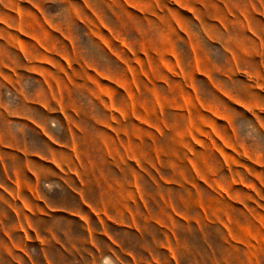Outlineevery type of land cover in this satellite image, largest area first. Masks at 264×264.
Segmentation results:
<instances>
[{
  "label": "crops",
  "instance_id": "obj_1",
  "mask_svg": "<svg viewBox=\"0 0 264 264\" xmlns=\"http://www.w3.org/2000/svg\"><path fill=\"white\" fill-rule=\"evenodd\" d=\"M176 5L183 15L175 16ZM188 17L198 23L205 53L233 52L235 67L264 69V0H0V264H180L169 228L143 203L148 193L137 168L134 188L97 187L95 156L104 154L95 150L111 147L98 134L104 126L53 122L63 111L47 103L63 100L56 88L72 82L71 71H83L90 84L104 77L95 51L118 44L124 52L128 38L137 44L146 36H165L174 51L175 22L188 35ZM236 32L240 39L229 44L226 36ZM79 53L87 54L81 64ZM79 132L96 134L80 141ZM119 138L120 170L140 165L143 155L157 159L153 148L144 154L137 141ZM161 153L168 164L196 163L195 153L177 145Z\"/></svg>",
  "mask_w": 264,
  "mask_h": 264
},
{
  "label": "rangeland",
  "instance_id": "obj_2",
  "mask_svg": "<svg viewBox=\"0 0 264 264\" xmlns=\"http://www.w3.org/2000/svg\"><path fill=\"white\" fill-rule=\"evenodd\" d=\"M175 13L185 11L176 5ZM183 22L189 33L175 22L174 51L165 36H146L137 44L128 38L124 52L118 44L109 53L95 51V68L104 77L96 73L90 84L83 71H71L72 82L56 88L63 100L48 101V109L63 111L52 116L53 122L62 119L65 125L69 118L78 125L104 126L98 134L111 147L95 150L104 154L95 156L97 187L134 188L137 168V183L148 193L143 203L169 228L180 264H264V69L235 67L233 52L205 53L197 21ZM142 27L150 25L143 21ZM238 35L226 36L229 44ZM77 58L81 64L87 54ZM71 109L79 116L71 117ZM95 134L73 135L85 141ZM125 134L144 154L146 148L156 150L157 159L143 155L140 165L120 170L119 136ZM70 135L64 130L63 141ZM176 145L195 153L196 163L168 164L161 151ZM159 256L166 260L162 252Z\"/></svg>",
  "mask_w": 264,
  "mask_h": 264
}]
</instances>
